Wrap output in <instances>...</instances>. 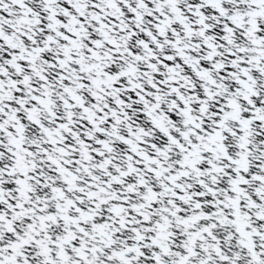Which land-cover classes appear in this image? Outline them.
<instances>
[{
    "label": "snow or ice",
    "instance_id": "6c2138e0",
    "mask_svg": "<svg viewBox=\"0 0 264 264\" xmlns=\"http://www.w3.org/2000/svg\"><path fill=\"white\" fill-rule=\"evenodd\" d=\"M0 264H264V0H0Z\"/></svg>",
    "mask_w": 264,
    "mask_h": 264
}]
</instances>
